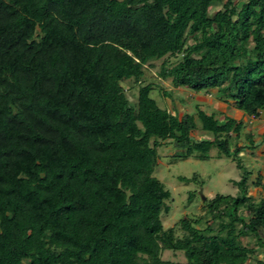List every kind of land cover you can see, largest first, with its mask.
<instances>
[{
  "label": "trees",
  "instance_id": "obj_1",
  "mask_svg": "<svg viewBox=\"0 0 264 264\" xmlns=\"http://www.w3.org/2000/svg\"><path fill=\"white\" fill-rule=\"evenodd\" d=\"M159 59L160 78L256 116L264 0H0V264H174L164 250L187 264H264V197L248 175L239 195L206 199V228L203 216L164 228L158 147L204 159L215 146L242 167L253 135L240 144L244 123L218 111L160 107L145 81ZM196 118L213 138H194Z\"/></svg>",
  "mask_w": 264,
  "mask_h": 264
},
{
  "label": "rangeland",
  "instance_id": "obj_2",
  "mask_svg": "<svg viewBox=\"0 0 264 264\" xmlns=\"http://www.w3.org/2000/svg\"><path fill=\"white\" fill-rule=\"evenodd\" d=\"M235 1L241 4L243 0ZM189 42H192V40H189ZM177 58V56H171L168 57V61L173 64ZM162 61L163 59L154 60L152 66L148 67L145 71V81L152 82L155 87L158 86L151 90L150 96L156 100L160 107H165L171 112H176L179 117L184 113H195L197 106L208 114L218 111L217 107H223L218 104L220 100L217 99L215 89L197 92L188 87H176L171 83L170 79L164 80L160 78L158 72ZM122 85L126 90L128 98L131 101H135L138 86L136 85L134 90H130L128 82H123ZM161 89L170 93L171 96H165ZM225 106L223 107L224 110L229 112L232 105L229 104V107ZM223 112H220L221 117L227 116L222 114ZM233 112L234 117L244 115L241 121L245 126L238 142L248 145L245 134L251 130L250 126H247L250 121L249 116L236 108H233ZM239 113L240 116L238 115ZM222 121L223 119H221ZM196 122L198 125L194 134L196 140L213 138L211 133L201 128V124L197 118ZM252 131L254 135H257L254 129ZM233 143L234 141H232L231 147ZM157 151L158 158L154 168V175L171 192L170 199L166 201L169 211L167 213L162 212L160 215L164 228L173 226L181 218L197 216H203L197 227L201 229L206 228L209 221H211V216L206 215L203 209L206 199H211L217 194L239 195V187L235 182L246 175H248L250 181L252 174H257L264 169V159L262 157L252 159L251 153L247 149H244L240 153L242 167H238L236 160H233L231 157H226L225 155L218 156L219 150L215 146L210 148L208 157L204 159L198 158L196 155H191L187 158L178 157L177 155L181 151L169 142H163ZM181 177L190 180H181ZM203 196L205 197L204 199ZM243 213L246 214L245 212ZM243 241L247 242L248 239L244 238ZM161 257L164 260L172 261L174 264H187L186 258L181 251L164 250Z\"/></svg>",
  "mask_w": 264,
  "mask_h": 264
},
{
  "label": "crops",
  "instance_id": "obj_3",
  "mask_svg": "<svg viewBox=\"0 0 264 264\" xmlns=\"http://www.w3.org/2000/svg\"><path fill=\"white\" fill-rule=\"evenodd\" d=\"M218 103V102H217ZM220 106H225V107H229V103H222L221 101H219ZM223 107H217V109H219L218 111L219 112H223L222 114L224 115H227V116H230V117H233L235 119H239L241 120L243 116L241 117H234V112H233V106L230 107V111L227 112L224 110ZM238 110V109H237ZM240 116V113L238 114ZM249 125L247 126H250V133H252L253 129L254 131L257 132V135H253V145L251 148H247L245 147L244 149H247L248 152L251 153V157L252 159L256 158V157H262L264 159V110H259L257 112V115L256 116H249ZM253 128V129H252ZM243 149V150H244ZM251 150V151H250ZM242 152V151H241ZM259 180L260 181V185L258 186H254V185H250L249 187V194H251L252 196H254L255 198L259 199V198H262L264 197V169L257 173V174H252L251 175V178H250V182L251 181H254V180Z\"/></svg>",
  "mask_w": 264,
  "mask_h": 264
},
{
  "label": "water",
  "instance_id": "obj_4",
  "mask_svg": "<svg viewBox=\"0 0 264 264\" xmlns=\"http://www.w3.org/2000/svg\"><path fill=\"white\" fill-rule=\"evenodd\" d=\"M205 197L203 196V199H204Z\"/></svg>",
  "mask_w": 264,
  "mask_h": 264
}]
</instances>
